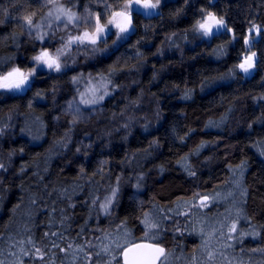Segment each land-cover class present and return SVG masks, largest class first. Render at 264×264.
<instances>
[{"label": "snow or ice", "instance_id": "1", "mask_svg": "<svg viewBox=\"0 0 264 264\" xmlns=\"http://www.w3.org/2000/svg\"><path fill=\"white\" fill-rule=\"evenodd\" d=\"M261 3L264 4V0ZM12 6L19 13L17 26L20 30L14 28L0 37V44L13 45L17 51L23 46L30 55L19 62L15 55L0 58V102L7 99L24 101L22 105L0 108V145L11 139L21 118L23 125L18 129L19 134L41 147V142L49 143L46 137L53 127L59 125L65 130L59 136L53 132L48 148L21 165L18 173L12 169L13 159L25 155V147L6 151L0 147V185L5 184L9 175L15 174L21 178L20 187L26 193V200L21 197V203L12 209L13 215L0 226V264H264V222L258 220L248 207L249 157L245 154L237 163L228 162L235 148L231 144L225 145L228 152L222 157L215 154L205 157L204 166L222 159L227 174L218 178L220 183H213L210 189L198 190L197 165L200 161L194 165L193 158H199L205 149L218 146L221 142L219 133L217 139L200 140L189 151L177 155L174 161L156 167L159 176L169 171L168 163L178 167L190 185L183 194L173 192L166 196L162 190L149 195L146 188L151 169L147 172L134 170L132 176L123 172L114 175L111 170L105 172V167L110 164L107 159L98 161L91 173L80 164L71 185L57 181L49 188L41 183L44 180L42 173L48 172L50 161L72 143L73 133L83 125L85 135L89 136L87 128L98 122L97 117L107 119L112 125L96 133L99 139H107L105 148L111 146L114 132L123 130L122 139L127 140L130 129L138 120L135 114L141 108L144 90L134 99L125 97L127 103L118 112L106 114L105 101L122 95L127 85L121 81L134 73L139 74L148 64L145 49L156 31L154 25L141 24V21L164 19L165 9H168L170 20L185 18V10L194 8L196 0H24L19 4L12 0ZM215 7L213 0H208L207 7L196 8L188 28L168 33L160 46L151 52L159 58L165 56L166 50H178L183 63V46L198 41L196 47L204 44L211 51L197 55H209L221 62L229 57L230 50L235 54L226 71L213 69L217 72L215 76L200 73L194 87H189L184 79L181 83H172L171 90L179 93L178 98L182 101L192 100L197 88L205 92L224 82H238V77L250 81L259 75L264 86V20L252 19L254 10H249L246 25L235 28L230 26L225 13L211 10ZM9 13L10 8H0L4 17L0 19V25L9 18ZM134 37L138 38L133 42ZM217 40L222 43L212 47ZM80 57L85 62L99 64L109 59L111 62L94 72H83L77 67ZM152 69V81H157L161 72L167 70L163 64L160 69L153 64ZM45 77L50 81L48 87L38 88L37 83ZM136 82L131 80V83ZM162 91H168V86ZM150 95L156 104L152 115L160 121L159 99L156 93ZM57 96L63 99L62 104L58 103ZM249 99L253 115L238 127L248 141L245 147L254 150L264 165V130L253 136L255 125L264 129V91L250 93ZM49 101L52 108H49ZM237 102L244 104L239 96L235 97L229 101L225 114L219 120L209 118L204 128L223 130L234 114ZM181 115L186 117L183 110ZM150 125L151 121L145 118L142 130L153 135ZM195 131L187 128L181 135L172 127L171 135L174 141L186 145ZM161 147L160 139L154 137L142 151L145 156H150ZM92 148V143L80 142L75 146V153L87 158ZM133 159L135 154L129 153L118 164L127 168ZM30 167L37 169L33 172L38 185L35 190L31 185L25 187L22 179ZM101 180L106 184L101 185ZM80 181L90 182L93 188L88 194L89 199L83 201L88 207L87 214L82 217L83 223L74 220L71 212L77 207L73 193L83 187ZM101 187L104 188L103 195H97ZM165 199L167 202L162 203ZM124 200L127 206L121 209ZM61 203L63 207L59 206ZM22 204L23 216L17 220L16 214ZM221 207L223 211H220ZM118 210L123 214H117ZM42 214L44 219L37 221V216ZM74 223L76 228H73ZM188 237L199 239L191 251H185L182 243ZM248 239L256 246L244 247Z\"/></svg>", "mask_w": 264, "mask_h": 264}, {"label": "trees", "instance_id": "2", "mask_svg": "<svg viewBox=\"0 0 264 264\" xmlns=\"http://www.w3.org/2000/svg\"><path fill=\"white\" fill-rule=\"evenodd\" d=\"M24 0H16V3H23ZM216 4V7L211 9L217 11L218 13H225L226 19L229 20L230 26L239 28L245 26L248 19L250 18L249 10H254L251 13V18L256 19L257 22L264 20V4L261 3V0H213ZM208 0H196V6L191 10L186 9L187 16L182 19L170 20L168 18V9H165L164 19H155L152 21L142 20L141 24L151 23L155 26L156 34L150 37L151 44L148 46V49H145L147 52L148 64L141 70L139 74H132L128 79H124L121 83L126 84L127 88L123 94H117L114 99L110 101H105V113L110 114L111 112L120 111L124 105L127 103L125 97L136 98L141 90H144V99L141 102V108L136 112V117L138 118L135 125L130 129V134H128L127 140H123L122 136L124 131L114 132L111 137V146L108 148L104 147V144L107 143V139L101 140L97 137V130L103 131L106 126L109 128L112 127L107 119L103 117H97L98 122H93L88 126L87 130L90 133L89 136L85 135L84 128L81 126L76 132L72 135V143L69 144L68 149L63 153L56 155L49 163L48 172L42 173L44 175V180L42 184L49 185V188L53 183L61 181L65 186L71 185L74 183L73 177L78 174L79 165L83 164L86 170L91 173L98 164V161L107 159L110 161V164L105 167V172H111L114 175H118L123 172L127 176H132L135 174L134 170L143 169L147 172L149 169L152 171L149 172L151 177L148 180V185L146 191L149 195L156 194L162 190L165 192V195H169L173 192L183 194L185 189L190 187L188 183V178L184 177V174L172 163H168L169 171H167L163 176L156 174V167L161 163L168 161H174L177 158V155H182L184 152L189 151L194 147L200 140H215L219 137L221 142L218 146L205 149L199 158H193V164L197 165V160L200 161L198 176L200 177V187L198 190L204 191L210 189L213 183H220V179L227 174L226 168L221 160H214L208 166L203 165L205 157L212 156L215 154L217 157H222L223 154L228 152V149L225 145H235V148L232 149L231 155L229 156L230 163H237L239 159L243 158L246 154L249 157V172L246 176V182L250 185V199H249V210L254 211L256 218L261 222H264V165L261 164V158H258L254 150L245 147V144L248 143L246 136L241 132L238 124L242 126L245 123V120L252 117V102L249 99V94H257L261 91H264V86L260 83V76H256L253 80H243L239 77L238 82H224L213 89L206 90L205 92H200L199 89H196V92L192 100L182 101L178 98L179 93L173 92L171 90L172 83H181L182 79L188 81L189 87H194L195 83H198L200 78V73L204 75H217L216 71L213 69H218L220 72L226 71L227 67L230 66L234 53L231 52L229 57L225 58V61L217 62L212 59L209 55H197V53H208L211 51L207 45L200 44L199 47H196V44L199 42H194L192 45L183 46V63H181V53L178 50L171 49L166 50L164 57H154L151 55V52L155 51V48L160 46L161 41L164 39V36L170 32H180L181 30L188 28V21L192 18L193 14L198 7H207ZM8 7L10 8L9 18L5 21L4 24L0 25V37L6 36L14 28L16 31L20 29L17 26V17L19 13L16 11V7L12 6V0H0V8ZM258 14V15H257ZM0 19H4L3 15L0 14ZM143 29L141 28L140 34H142ZM138 37L133 38L134 40ZM191 39V37H189ZM222 43V40H217L212 44V47H215L216 44ZM150 49V51H149ZM194 49V50H193ZM124 49H121L123 52ZM131 53L129 52V55ZM9 55H15L17 57V62L21 60H26L30 55V52L26 50L23 46L21 50L17 51L15 46L0 44V58L7 57ZM196 59H192V57ZM109 60H104L103 63H96L95 61L85 62L83 57H80L78 61V70L83 72H94L98 68L104 67L105 64L110 63ZM155 64L157 69H160L161 65L166 66V71L161 72L160 77L157 81H152L151 76L153 73L152 65ZM72 73H70L71 75ZM264 74V73H262ZM66 79V78H65ZM131 80L137 81L136 83H131ZM50 81L47 77L44 80L37 83L38 88H47ZM63 84L64 81H61ZM168 86V91H162L165 86ZM183 87V85L181 84ZM150 93H156V98L159 99L160 109L162 113V119L157 121L154 119L152 113L156 108L154 99ZM31 94H29L30 96ZM63 92L61 93V96ZM61 96H57V101L59 104L63 103ZM239 96L241 100L244 101V104L241 105L239 102L235 105V111L232 116L229 117L228 124L221 129H205L204 124L206 121L211 118L219 120L221 115L225 114L226 107L229 104V101H232L235 97ZM223 97V101L221 100ZM24 101L7 99L3 102H0V108H6L13 104H23ZM49 108H52L51 101L48 102ZM181 110L186 113V117L181 115ZM55 112L56 109H53ZM256 114H259L258 111ZM48 118L46 114V119ZM147 118L151 121L150 131L153 135L144 133L142 130V124L144 119ZM63 123V121H61ZM23 125V120L17 123L16 129L11 139L8 140L6 144L0 145L5 151L8 148H17L19 146L25 147V155L16 156L13 159L12 169L15 170V173L19 172L21 165L27 164L32 156L36 153H43L45 149L48 148L49 143L52 140V133L55 132L57 136L61 135L65 130L63 127L57 125L53 127L49 132V135L46 137L49 143H43L42 147L32 144L29 141V138L26 136H21L19 134V127ZM175 127L177 131L183 135L184 131L187 128H194L196 131L192 133L191 137L188 138L186 145H180L178 141H174L171 135V128ZM255 132L253 136L261 132V126L255 125ZM154 137L160 139V144L162 147L158 152H153L150 156H145L142 149L148 147V141L152 140ZM80 142L83 143H92L93 148L90 152V155L87 158L82 157L75 153V146H78ZM172 149L169 151V149ZM243 149V152L240 151ZM139 150V151H138ZM151 151V149L149 150ZM135 154V159L132 160V163L127 167H123L118 164L119 161L124 159L126 154ZM71 161V163H70ZM42 158H41V168H43ZM223 169V170H222ZM12 170H10L11 172ZM37 171L36 168L30 167L27 169L26 174L23 176V183L25 187L29 185L32 186V189L35 190L37 185L36 177L33 176V172ZM96 179H99L97 177ZM206 181L207 183H203ZM21 178L15 174L9 175L4 185H0V226L9 220V217L13 215V207L21 203V197H24L26 200V193L21 189ZM79 183L83 184V187L77 189L73 193V202L76 203L77 207L71 210L74 220L79 223H83L82 217L85 216L88 212V207L83 203V201L89 199V193L93 191L91 183H85L80 181ZM101 185H105L106 182L101 180ZM3 189H7L4 191ZM104 188L101 187L97 192V195H103ZM190 194V193H189ZM55 194H53V197ZM174 199L175 196L173 195ZM157 199H160V196L157 195ZM47 200V198H46ZM166 203V199L161 201ZM63 207L61 203L59 205ZM127 206V201L124 200L121 202V209ZM24 205H21V210L16 214V219L19 220L23 216ZM214 210V208H213ZM220 211H223V207L220 208ZM117 214H123L121 210H118ZM37 221H42L44 215L37 216ZM93 227L95 225L93 224ZM73 228H76V224H73ZM2 231V227H0ZM185 251H191V249L199 243V239L195 237H188L182 241ZM244 247H255L256 244L250 239L245 240ZM259 258V257H257Z\"/></svg>", "mask_w": 264, "mask_h": 264}]
</instances>
